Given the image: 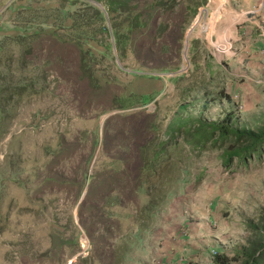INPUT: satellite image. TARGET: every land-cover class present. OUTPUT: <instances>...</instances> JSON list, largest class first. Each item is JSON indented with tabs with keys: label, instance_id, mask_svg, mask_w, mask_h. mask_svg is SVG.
I'll return each mask as SVG.
<instances>
[{
	"label": "rangeland",
	"instance_id": "rangeland-1",
	"mask_svg": "<svg viewBox=\"0 0 264 264\" xmlns=\"http://www.w3.org/2000/svg\"><path fill=\"white\" fill-rule=\"evenodd\" d=\"M220 1L128 0L143 26L123 27L118 49L89 35L100 24L111 34L106 12L94 24L82 12L103 2L0 0V264H212L245 243L246 221L264 207V158L225 169L218 144L192 150L191 132L170 129L264 116L253 60L264 54L253 11L264 0H229L233 30L214 22ZM59 30L85 34L95 86L76 64L43 67L47 52L65 53L44 39Z\"/></svg>",
	"mask_w": 264,
	"mask_h": 264
},
{
	"label": "trees",
	"instance_id": "trees-1",
	"mask_svg": "<svg viewBox=\"0 0 264 264\" xmlns=\"http://www.w3.org/2000/svg\"><path fill=\"white\" fill-rule=\"evenodd\" d=\"M75 0H73L74 2ZM96 2L102 3L104 11H101L98 7L84 3L86 7L83 8L82 12L89 10V17L92 19L90 24L96 22L103 23L105 21L104 12L109 16V20L113 21L111 26V34L106 28H103L102 24L98 26L94 31L90 32L89 35L94 38L96 35L112 36L117 48L121 49L125 45L124 41L126 37L121 34L120 30L125 27L130 33H133L138 27H142V15L132 14L129 12L128 0H95ZM78 2V1H76ZM128 12V15L123 21H118L114 15H118L120 11ZM130 14V15H129ZM87 20H85L86 22ZM76 24V25H75ZM72 28L80 29V26L75 22ZM71 29L74 33L75 30ZM77 34V33H76ZM44 39L49 41L50 45H57L59 50H65V53L57 51H49L45 56L47 59L43 61L44 65L50 72L55 74L57 70L67 71L69 64H76V68L82 72L86 79H88L93 85L98 80L93 77V64H95V56L91 50L82 49L80 39L85 37L83 32H78L79 36L72 37L69 35V31H47L44 34ZM101 56L104 58L107 53H111V43L102 45ZM74 50V51H73ZM30 56V52H26ZM70 52H75L76 61L75 63H69L68 59L71 55ZM23 57V56H22ZM112 57V56H111ZM24 61V60H23ZM68 62V63H67ZM75 66V65H74ZM22 92H20L21 94ZM233 117L231 114H227L218 122H205L197 121L190 124H180L172 122L170 124L171 133L176 131L180 132L182 129L185 130L186 134L191 132L190 137L187 138L186 142L192 146V150L201 151L207 144H211L216 147L222 148L221 162L225 169H229L233 163L236 164L237 168H246L253 162H260L264 158V116L260 118L251 127H234L232 125ZM161 149V150H160ZM154 155L152 162H155L160 155L163 153V149L160 148ZM162 151V152H161ZM245 232L248 237L245 243L241 246L234 248L232 254L226 255L224 253H214L212 256L213 264H264V207L259 210L255 219L248 220L245 223Z\"/></svg>",
	"mask_w": 264,
	"mask_h": 264
},
{
	"label": "bare ground",
	"instance_id": "bare-ground-1",
	"mask_svg": "<svg viewBox=\"0 0 264 264\" xmlns=\"http://www.w3.org/2000/svg\"><path fill=\"white\" fill-rule=\"evenodd\" d=\"M213 1V0H212ZM229 2V0H221L220 1V5H216L215 7H217L216 9H217V12H218V14H220L219 16L217 15L215 18H216V21H215V19H214V22L216 23V22H219V18L222 16L223 17V19H225L226 20V22H225V24L227 25V26H229L230 27V29L231 30H233V28H234V26H235V24L240 20V16L239 15H236V14H234L232 11H230V10H227L226 9V4ZM218 3V2H217ZM204 12V11H203ZM216 12V13H217ZM212 13H213V11H212ZM207 14V13H206ZM210 14V13H209ZM212 15V14H211ZM211 19V18H210ZM209 19V20H210ZM222 19V18H221ZM224 22V21H223ZM211 24V23H210ZM213 24V23H212ZM218 26V25H217ZM216 28V27H215ZM219 28V27H218ZM229 29V30H230ZM209 30V29H208ZM226 30H227V28H226ZM203 31V30H202ZM201 31V32H202ZM208 32H210V31H208ZM207 32V33H208ZM214 36V35H213ZM207 37V36H206ZM209 38V37H208ZM220 43V42H219ZM219 43H217V44H215V48L216 49H220L221 48V46H220V44L222 43L224 46V50H225V52L227 53V54H230V43H228V41L226 40V39H223L222 41H221V43L219 44ZM218 51V50H217Z\"/></svg>",
	"mask_w": 264,
	"mask_h": 264
},
{
	"label": "crops",
	"instance_id": "crops-1",
	"mask_svg": "<svg viewBox=\"0 0 264 264\" xmlns=\"http://www.w3.org/2000/svg\"><path fill=\"white\" fill-rule=\"evenodd\" d=\"M255 13H256V17L258 18V21L257 22H255V24H256V27H259L258 26V23L259 22H264V4L262 3V4H259L258 5V7H257V9H255V10H253ZM252 11V12H253ZM251 23H253V22H251ZM263 53V52H262ZM255 55H257L256 56V58H254L253 60L255 61V64L254 65H256V68L259 70H261L260 72L262 73L263 71H264V58H262V57H264V54H261V53H255ZM261 59V60H260ZM259 61V62H258ZM257 82H259V83H262V81L261 80H257ZM243 169H245V168H243ZM207 219H209V220H213V217H210V218H208L207 217ZM212 223V222H211ZM213 264V263H212Z\"/></svg>",
	"mask_w": 264,
	"mask_h": 264
},
{
	"label": "water",
	"instance_id": "water-1",
	"mask_svg": "<svg viewBox=\"0 0 264 264\" xmlns=\"http://www.w3.org/2000/svg\"><path fill=\"white\" fill-rule=\"evenodd\" d=\"M204 12L206 13L207 11H206V10H204ZM200 17H201V16H199V18H198V19H200ZM191 30H192V28L190 29L189 33L191 32Z\"/></svg>",
	"mask_w": 264,
	"mask_h": 264
},
{
	"label": "flooded vegetation",
	"instance_id": "flooded-vegetation-1",
	"mask_svg": "<svg viewBox=\"0 0 264 264\" xmlns=\"http://www.w3.org/2000/svg\"><path fill=\"white\" fill-rule=\"evenodd\" d=\"M105 58H106V56H105Z\"/></svg>",
	"mask_w": 264,
	"mask_h": 264
}]
</instances>
